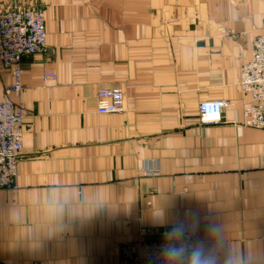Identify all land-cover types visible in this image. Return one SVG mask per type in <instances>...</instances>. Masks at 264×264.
<instances>
[{"label": "crops", "instance_id": "1", "mask_svg": "<svg viewBox=\"0 0 264 264\" xmlns=\"http://www.w3.org/2000/svg\"><path fill=\"white\" fill-rule=\"evenodd\" d=\"M16 7L42 8L48 38L9 94L24 147L0 189V264H121L141 227L189 234L201 264H264V128L244 126L240 86L264 0H0V15ZM13 82L0 59L1 92ZM101 88L124 110L99 114ZM216 99L222 121L201 124Z\"/></svg>", "mask_w": 264, "mask_h": 264}, {"label": "built area", "instance_id": "2", "mask_svg": "<svg viewBox=\"0 0 264 264\" xmlns=\"http://www.w3.org/2000/svg\"><path fill=\"white\" fill-rule=\"evenodd\" d=\"M47 38L45 14L40 7H16L0 15V59L10 69L14 80L3 92L0 90V189L14 187L24 147L25 110L15 104L9 94H19L23 90L22 58L45 52ZM240 74L244 96L243 124L264 128V27L253 40L251 58L241 66ZM44 77L54 78L55 75L46 73ZM97 98L99 114H115L124 110V93L120 88H101ZM229 104V101L221 99L202 101L198 108L200 123H220L223 109ZM191 247L189 234L171 238L166 228L141 227L137 240L121 246L120 263L190 264ZM172 249L178 253L171 254Z\"/></svg>", "mask_w": 264, "mask_h": 264}, {"label": "clouds", "instance_id": "3", "mask_svg": "<svg viewBox=\"0 0 264 264\" xmlns=\"http://www.w3.org/2000/svg\"><path fill=\"white\" fill-rule=\"evenodd\" d=\"M173 232L176 234H182V229H180L179 227L176 229H173ZM171 254L176 255L178 253V250L176 249H172L170 250ZM190 259V264H201V255L199 250H196L192 253V255L189 257ZM229 264H231V258H229Z\"/></svg>", "mask_w": 264, "mask_h": 264}]
</instances>
